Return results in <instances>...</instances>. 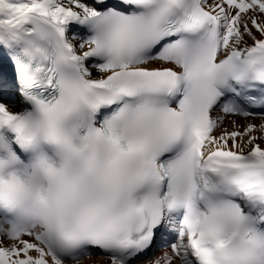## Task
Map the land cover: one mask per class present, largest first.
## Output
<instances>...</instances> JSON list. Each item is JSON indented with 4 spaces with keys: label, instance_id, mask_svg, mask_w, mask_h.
<instances>
[{
    "label": "snow or ice",
    "instance_id": "1",
    "mask_svg": "<svg viewBox=\"0 0 264 264\" xmlns=\"http://www.w3.org/2000/svg\"><path fill=\"white\" fill-rule=\"evenodd\" d=\"M5 63L0 264H264V0H0Z\"/></svg>",
    "mask_w": 264,
    "mask_h": 264
},
{
    "label": "bare ground",
    "instance_id": "2",
    "mask_svg": "<svg viewBox=\"0 0 264 264\" xmlns=\"http://www.w3.org/2000/svg\"><path fill=\"white\" fill-rule=\"evenodd\" d=\"M3 68H4V67L0 68V72H2L3 77H4L3 91H2V93H0V94H2L6 99L9 100L8 102L10 103V107H12L13 110H19L20 107H21V104H20V102H19V101H20V97H19L18 94H16L17 92H16L15 87H14V85H13V83H12V80H11L10 75L7 74V73H4ZM93 75H98V73L94 72ZM11 86L13 87V91H14L15 93H13V91L10 90ZM16 96L18 97V100H15V101H14V97L16 98ZM162 242H163V241H161L160 244H161ZM160 251H161V249H160V247H158V248L156 249V251H154V252L159 253ZM94 259H95V257H94ZM83 264H88V262L85 261V262H83Z\"/></svg>",
    "mask_w": 264,
    "mask_h": 264
}]
</instances>
